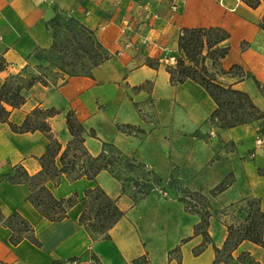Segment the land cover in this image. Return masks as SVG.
Segmentation results:
<instances>
[{"label":"crops","instance_id":"0c3cea01","mask_svg":"<svg viewBox=\"0 0 264 264\" xmlns=\"http://www.w3.org/2000/svg\"><path fill=\"white\" fill-rule=\"evenodd\" d=\"M176 2L177 11L172 10V0H0V88L20 69L41 64L35 53L52 46L53 38L46 24L57 10L74 16L95 32L109 60L93 68L92 77H71L57 85L35 84L24 92L26 102L12 110L10 121L20 125L36 108L56 109L59 114L50 118L49 123L63 151L72 139L66 123L67 113L72 111L86 129L84 145L91 155L98 156L104 144H109V148L119 150L125 158H135L133 163L146 164L158 174L170 170L169 157L174 162L179 156L176 153L180 150L179 139L187 136L194 139L197 131L214 134L218 141L233 146L230 159L224 162L234 173L235 181L209 200L207 230L211 243L195 254L204 240L202 235L195 234L196 225L203 219L199 212L188 213L179 200H152L153 204L148 199L121 195L122 184L104 170L96 180L82 177L73 181L62 175L58 186L53 181L47 183L58 199L77 194L81 200L87 190L99 185L117 200L124 217L109 231V238L95 242L79 225L83 211L80 202L71 208L68 218L51 222L29 202L31 190L27 184L0 181L1 213L7 217L18 212L34 226L35 237L41 242V248L27 239L13 246L11 229L0 225V262L94 264V256L101 264H133L143 257L147 264H212L216 259L215 248L223 247L230 224L226 222L227 215L218 210L247 197L261 199L264 209V137L259 125L223 130L208 122L216 108L212 98L190 80L172 85L169 67L162 60L179 55L182 29L221 27L230 33L224 43L229 53L221 60L222 68L230 70L238 65L264 85L261 27L264 0H260L257 8L243 0ZM125 21L130 25L128 30ZM145 37L151 44H142ZM128 43L130 46L126 47ZM221 81L248 93L264 111V97L253 79L223 76ZM127 125L143 132H123L120 128ZM92 131L95 136L91 135ZM259 139L261 144L257 143ZM48 145L49 140L42 132L15 133L8 123H0V173L7 174L15 165L24 166L31 175L38 173L39 158L46 153ZM187 151L188 158H195L192 148ZM222 155L228 156L226 151ZM215 178L214 188L226 175L220 173ZM197 199L207 198L201 195ZM158 204L164 209V218L172 221L171 227L154 224V217L148 215L147 210L154 211ZM177 247L180 260L171 255ZM244 252L264 264V243L256 245L249 241L234 251L232 260L222 264H242L238 258Z\"/></svg>","mask_w":264,"mask_h":264},{"label":"trees","instance_id":"16d2710c","mask_svg":"<svg viewBox=\"0 0 264 264\" xmlns=\"http://www.w3.org/2000/svg\"><path fill=\"white\" fill-rule=\"evenodd\" d=\"M243 1L252 8H257L260 4V0ZM63 20L68 22L69 30L73 31V27L79 29L74 34V39L77 40V37L82 35L85 37V41L90 44L88 46L82 39L77 40L79 44L77 51L80 52L74 54L71 60L67 58L71 54V46L65 43L59 44L55 33L52 31L53 26H60ZM46 27L51 32L53 43L49 49H38L35 53V58L41 63L36 66L38 74L14 75L5 81L0 88V123H8L15 133L42 132L48 138L49 145L46 153L39 158L41 170L38 173L31 175L24 166L15 165L7 174L0 173V181L27 184L31 190L29 202L45 219L51 222H60L68 218L71 208L80 202L83 211L78 220L79 225L95 242L109 238V231L124 217L125 212L118 206L117 200L111 198L99 185L87 190L81 200L77 194L69 198L58 199L49 189L47 183L53 181L54 185L58 186L61 183L62 175H66L73 181L82 177L96 180L102 171L110 172L115 165V161L108 154L107 148L110 145L104 144L103 152L98 156L91 155L84 145L86 129L72 111H69L66 116L67 128L72 139L63 151L62 144L53 136L49 123L50 118L59 114L56 109L36 108L27 115L20 125L10 121L12 110L21 108L26 102L24 92L31 89L35 84L40 82L43 85H57L59 81L63 84L71 77H92L93 68L110 58L102 43L95 37V32L67 12L57 10L55 17L46 24ZM261 27L264 29V20ZM229 38L230 33L221 27L182 29L178 39L177 64L175 67L169 68L171 84L175 86L189 80L199 84L216 104L208 122L223 130L257 122L264 124V111L255 105L250 95L232 85H225L221 81L223 76L239 77L241 80L251 78L264 97V85L252 74L245 72L242 67L235 65L230 70L222 68L221 60L229 53V47L224 46V43ZM68 42H70L69 39L66 40V43ZM44 53L50 55L59 53L56 59L61 66L57 69H51L43 65L42 62L49 61L43 55ZM85 58L91 62L89 66L81 62L80 66L83 69L87 68L85 71L66 70L67 66L74 67L77 61H82ZM48 71L57 76L59 81L56 79L58 82H51L47 74ZM120 129L127 133H131L133 130L143 132L131 125L122 126ZM260 134L264 137V127L260 129ZM91 135L95 136V132L92 131ZM226 189L227 185L222 182L212 189L211 194L215 196ZM191 195L195 198L201 197L199 192ZM181 201L186 202L184 199ZM240 204L242 206L239 208V213H243L244 217L227 225L226 240L222 248H215L216 259L212 264H222L232 260L234 251L245 241L256 245H263L264 243L263 201L251 198L241 201ZM208 215L209 213L202 215L201 223L195 227V234L202 235L204 239L202 245L194 251L196 255L211 243V237L207 230ZM0 225L11 229L10 242L13 246H17L27 239L41 248V242L35 237L34 226L18 212L15 211L6 217L0 211ZM177 251H180L179 247L172 252ZM93 259L95 260L94 264H101L94 256ZM238 259L242 264H260L248 252L242 253ZM147 263L145 257L133 262V264ZM0 264L4 263L0 262Z\"/></svg>","mask_w":264,"mask_h":264},{"label":"rangeland","instance_id":"374dc122","mask_svg":"<svg viewBox=\"0 0 264 264\" xmlns=\"http://www.w3.org/2000/svg\"><path fill=\"white\" fill-rule=\"evenodd\" d=\"M73 31L69 30L68 22L63 20L60 26H53L52 31L56 35L57 42L65 43L71 46V54L67 58L71 60L74 57V54L80 52L77 51L79 48L78 41L82 39L85 41V37L79 35L74 39V34L79 31L77 27H73ZM69 39L70 42L66 43V40ZM89 46L90 44L85 41ZM48 58V62H42L43 65L50 67L51 69H57L60 67V63L57 61L56 56L59 53L50 55L43 54ZM63 55V53H60ZM81 62H84L88 66L91 62L85 58L82 61H77L76 66H67V71H85L83 67L80 66ZM25 68L20 69L15 76L21 74H38V68L32 66L29 69ZM51 71H48L47 74L51 82H58V77L51 74ZM58 81H57V80ZM61 84V81H59ZM255 126L259 125L260 129L264 127V124L261 122L253 123ZM193 136H187V138L179 139V147L176 153H179L178 157H175L174 162L171 161L169 157V171L157 172L153 168L147 166L146 164L133 163L132 160L135 158L123 156V154L115 148H107L108 154L112 160L115 161V165L111 168L110 174L117 179L123 188L121 190V195H128L133 199H148L149 201H167V200H185V209L190 214H195L199 212L200 215H206L209 213V207H211L209 200H213L217 195L213 196L211 194L212 189L214 188V183L216 182V176H219L220 173L225 174L226 178L224 183L226 185H232L235 181V175L233 172H230L228 165L224 162L229 160V152L233 150V146L226 144L225 142L218 141L217 137L214 134L198 133ZM213 138L212 140H210ZM214 140V141H213ZM210 143V144H209ZM187 148H192L196 152L195 158H191L186 155ZM175 150V148H174ZM227 152L228 156H223L224 152ZM132 161V162H131ZM137 161V160H135ZM194 184L189 186V184ZM199 192L202 196L204 195L207 199H197L190 195L192 192ZM250 197H247L245 200H250ZM155 204V201H152ZM242 206L240 202L225 208L221 211V214L227 215V223H235L237 220H241L244 217L243 213H239V208ZM148 209L147 213L149 216L154 217V224L158 225H167L172 226V221H167L164 218V209L161 205H157L154 211ZM172 234V232H171ZM167 243V242H166ZM168 243L172 244L171 236H169ZM171 255H175L177 260H180V256L176 252H172Z\"/></svg>","mask_w":264,"mask_h":264},{"label":"built area","instance_id":"2783aa9c","mask_svg":"<svg viewBox=\"0 0 264 264\" xmlns=\"http://www.w3.org/2000/svg\"><path fill=\"white\" fill-rule=\"evenodd\" d=\"M122 0H117V2H121ZM173 1V4H172V10L173 11H177L178 10V4H177V2H176V0H172ZM126 23H125V29H129V23H127V21H125ZM141 42H142V44L143 45H149V44H151V42H150V40L148 39V38H142L141 39ZM130 46V43H128L127 45H126V47H129ZM164 62H165V64L169 67V68H172V67H175L176 66V64H177V57H175V56H172V57H165V58H163L162 59ZM258 144H261L262 143V140H258V142H257Z\"/></svg>","mask_w":264,"mask_h":264}]
</instances>
